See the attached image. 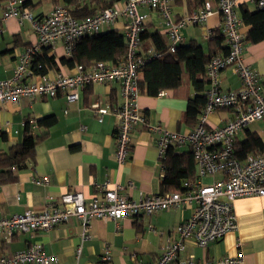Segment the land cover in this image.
Segmentation results:
<instances>
[{
  "label": "crops",
  "instance_id": "obj_1",
  "mask_svg": "<svg viewBox=\"0 0 264 264\" xmlns=\"http://www.w3.org/2000/svg\"><path fill=\"white\" fill-rule=\"evenodd\" d=\"M32 1L38 3L30 8L36 16L44 15L55 4L63 3L61 0L58 3H54L53 0ZM203 1L172 0L170 20L175 21L193 11L201 10ZM5 3L6 0H0L1 79L12 75L17 54L36 41V35L28 20L3 19ZM110 6L120 10L124 6V0H113ZM242 6L250 11L255 9L249 0H241L238 7V16L241 20L239 30L244 41L242 56L244 62L257 73L264 89V40L254 43L245 41L251 26L241 18ZM138 10L147 15L141 32L140 51L143 53L157 51L150 38L152 33H158L162 37L164 49L168 50L167 19L157 10L145 6H139ZM125 22V18L119 16L111 23L103 25L99 32L115 30L123 33ZM220 22L219 13L215 12L207 18L203 26L186 25L181 31L183 36L181 45L196 43L202 47L205 55L224 53L226 51L224 39L221 48L213 41L216 35L221 34ZM207 32L210 37L206 36ZM44 52L48 56H53V66L44 73L46 77L53 78L57 72L74 71V64L69 65L61 61L62 58L68 60L71 55L65 53L60 40L56 41L51 49H41L38 56ZM143 76L141 68L138 82L141 94L138 104L145 122L178 132L191 129L196 120L193 124L188 123L184 114L188 99L195 96L196 92L187 78L184 79L185 84L178 88L160 89L156 93H149L142 83ZM28 80L33 81L36 78ZM220 85L223 90L239 87V77L231 67L220 72ZM205 88H208V84ZM159 91H163V94L158 95ZM95 101L100 105L120 104L118 82L91 84L80 88L78 98L74 101H68L64 94L59 93L54 97H22L18 101L0 104V131L6 134V140L0 141L1 150L5 151L12 144L22 140L27 119L31 123L33 134L39 135L47 131V135L36 145L34 163L16 170L14 181L0 183L1 213L10 215L25 210L42 211L52 202L59 204V197L70 191L81 192L86 201L95 197L100 198L101 191L98 185L106 180L109 181V187L113 184L120 185L121 192L132 199H138L143 194L164 192L156 146L157 135L146 125H138L132 133L129 155L122 165H118L114 157L115 116L109 113L98 121L91 109V104ZM50 115L56 119L51 127L45 129L37 125L36 120ZM231 116L229 110H215L209 115L208 126H221ZM254 122L259 123L260 127L248 128V125ZM254 122L249 123L238 133L236 140H244L250 132L258 135L264 145V121ZM173 149L177 153L190 151L187 144L175 146ZM193 166L194 174L196 170L194 160ZM44 177L48 179L47 184L37 181ZM220 177V174L214 177L207 176L203 181L208 183L213 178ZM192 211L193 206H187L159 210L151 215H139L134 218L92 219L90 237L84 241L81 240L79 220L70 217L67 222L55 225L48 231L14 232L10 241H4L0 235V255L23 249L34 242L41 244L47 254L56 258L50 264H97L99 256L107 247L110 252L108 264H137L139 260L152 263L162 253L166 241L176 239L174 228L189 217ZM233 212L236 220L234 230L209 243L205 248L197 246L190 240L185 244L180 257L192 255L195 259H217L221 256L241 255V264H264V196L236 198L233 201ZM78 246L80 252L76 255L75 249Z\"/></svg>",
  "mask_w": 264,
  "mask_h": 264
},
{
  "label": "built area",
  "instance_id": "obj_2",
  "mask_svg": "<svg viewBox=\"0 0 264 264\" xmlns=\"http://www.w3.org/2000/svg\"><path fill=\"white\" fill-rule=\"evenodd\" d=\"M23 0H6L2 13L3 19H26L36 35V41L17 54L16 63L9 78H0V104L18 101L22 97H54L59 93L68 101L78 98V90L91 84L118 82L121 102L115 106L91 104L98 121L106 114L113 113L116 119L114 138L116 148L114 157L122 165L129 155L133 131L140 124L146 125L157 135L156 146L164 176V159L169 147L189 146L196 170L192 176L181 181V190L164 191L140 195L132 199L121 192L122 187L113 184L109 187L106 180L99 184L100 198L86 201L79 191H70L59 197L58 203H51L42 211L25 210L21 213L5 215L0 212V235L4 241H10L14 232L32 233L36 230L48 231L55 225L65 223L75 217L81 225V240L90 237L92 219H113L137 217L168 208L193 206L189 217L174 228L176 239H168L162 253L152 262L138 261L137 264H241V255L221 256L217 259H195L192 255L180 257L185 244L193 241L205 248L209 243L222 238L236 228L233 201L238 197L264 196V152H250L244 158L235 156L234 144L238 133L251 122L264 121V89L257 73L244 62L243 36L239 30L241 23L238 7L241 0H204L199 11H193L180 19L170 20L172 0H124L122 9L104 7L96 13L75 18L69 9L58 3L44 15L36 16L32 10L22 7ZM255 7L263 8L264 0H249ZM145 6L157 10L167 19L168 50L174 52L183 42L182 29L188 24L203 26L207 18L217 12L220 15V33L226 43V51L212 55L206 63L208 88L205 91V103L196 117V123L185 132L168 130L158 124L145 122L138 104L141 94L139 73L144 63L160 56L159 51H140L141 32L147 15L138 10ZM123 16L125 54L116 64L106 61H93L88 65L74 64L72 73L57 72L48 78L37 70L41 64L36 62L39 51L53 48L56 41L63 43L65 53L72 51L82 37L93 35L103 25ZM208 37L211 35L206 33ZM231 67L238 75L240 85L236 89L223 90L220 85V72ZM35 77L36 80H28ZM159 91L158 95H162ZM225 109L232 114L221 126H208V115ZM220 174L210 182L204 177ZM47 184L46 177L37 180ZM80 252V246L76 249ZM110 259L107 247L97 264H108ZM47 254L42 245L31 242L26 247L11 253L0 255V264H50L55 261Z\"/></svg>",
  "mask_w": 264,
  "mask_h": 264
},
{
  "label": "trees",
  "instance_id": "obj_3",
  "mask_svg": "<svg viewBox=\"0 0 264 264\" xmlns=\"http://www.w3.org/2000/svg\"><path fill=\"white\" fill-rule=\"evenodd\" d=\"M58 3L59 0H53ZM75 18L92 15L100 8L110 6L113 0H61ZM38 3L32 0H23L21 6L33 8ZM242 20L251 27L245 36L247 42H258L264 40V7H255L253 11L244 6L240 7ZM142 38V37H141ZM152 42L160 56L148 59L142 66L143 81L147 92L156 93L160 89L178 88L187 78L196 95L188 99V106L184 118L188 123H194L197 114L205 103V90L209 82L206 74V63L211 54L205 55L200 45L189 43L179 44L174 52L165 50L162 37L158 33L150 35ZM142 40V39H141ZM223 37L221 34L213 38L215 44L221 48ZM125 39L123 33L115 30L97 32L93 35L82 37L76 43L71 57L63 63L73 65L81 63L88 65L92 61H106L111 64L118 63L125 54ZM225 47H223V50ZM226 50V49H225ZM36 62L41 64L37 70L45 73L53 66V56L46 52L36 57ZM53 115L36 120L38 126L48 129L55 123ZM47 135V131L39 135L32 133L31 123L27 119L24 123L23 137L18 143L9 146L5 151L0 149V183L14 181L16 170H21L35 160V148L37 143ZM6 140V134L0 131V141ZM235 156L244 158L250 152H264V145L261 138L255 133H247L244 140H236L234 144ZM166 171L162 178L163 191L180 190V182L183 178L193 174V158L191 152L177 153L173 146L169 147L164 159Z\"/></svg>",
  "mask_w": 264,
  "mask_h": 264
},
{
  "label": "rangeland",
  "instance_id": "obj_4",
  "mask_svg": "<svg viewBox=\"0 0 264 264\" xmlns=\"http://www.w3.org/2000/svg\"><path fill=\"white\" fill-rule=\"evenodd\" d=\"M43 5H44V4H43ZM212 113H213V112H212ZM210 114H211V113H210ZM210 114H209V115H210ZM209 115H208V118H209ZM255 127H260L259 123H257V122L255 123V122H254V123H251V124L248 125V128H250V129L255 128Z\"/></svg>",
  "mask_w": 264,
  "mask_h": 264
}]
</instances>
